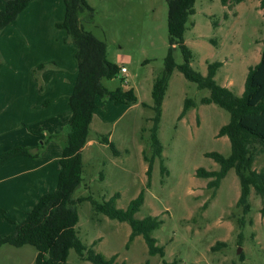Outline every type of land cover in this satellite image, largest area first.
I'll return each mask as SVG.
<instances>
[{"label": "rangeland", "instance_id": "1", "mask_svg": "<svg viewBox=\"0 0 264 264\" xmlns=\"http://www.w3.org/2000/svg\"><path fill=\"white\" fill-rule=\"evenodd\" d=\"M89 2L96 16L94 24H85L86 30L108 44L110 62L128 71L104 84L111 91L119 87L134 89L138 101L121 105L101 100L100 110L106 118L93 122L89 140L106 137L121 154L114 156L113 150L101 143L87 148L83 154L84 182L75 198L91 195L103 202L120 194L116 206L127 209L145 190V204L136 218L154 216L162 220L153 236L159 246L165 247L167 262L264 264L261 198L252 191L251 211L244 214L242 207L237 206L241 191L234 170L217 190L208 187L210 180L196 176L200 168L219 170L220 166L206 157L208 153L230 155L229 139L218 137L220 129L229 123L230 114L214 104L202 105L200 101L210 92L200 90L178 69L171 76L159 124L163 165L156 159L149 183L143 151L151 155V130L156 115L154 88L170 49L167 0ZM260 5L261 0H229L228 6L221 0H196L195 14L185 34L186 44L193 52L192 68L207 76L210 64L221 63L215 80L237 96L243 94L249 69L259 64L264 51V9ZM174 57L177 65L183 64L180 50L175 51ZM188 98L198 106L179 120ZM68 131L66 125L59 133L57 143L61 148ZM254 168L264 170V155L257 158ZM78 212V234L88 248L107 258L117 256L119 264H163L160 257L149 256L141 236L126 248L131 234L128 223L96 214L90 202L80 204ZM35 253L31 246H3L0 264H33ZM68 264L92 263L80 260L71 250Z\"/></svg>", "mask_w": 264, "mask_h": 264}, {"label": "trees", "instance_id": "2", "mask_svg": "<svg viewBox=\"0 0 264 264\" xmlns=\"http://www.w3.org/2000/svg\"><path fill=\"white\" fill-rule=\"evenodd\" d=\"M4 1L5 7L0 9V36L7 27L19 19L20 14L32 0ZM63 1L66 7L65 19L57 26L67 32L69 40L77 48L75 54L77 79L73 94L69 98L72 116L69 121V131L63 143L59 184L55 191L41 197L28 218L17 225L14 234L0 237V248L31 246L37 252L35 264H68L71 250L77 253L80 260L92 264H119L116 263L117 256L106 258L93 248H88L79 237L78 207L83 202H90L96 214L110 220L129 223L132 232L126 245L127 249L137 237L141 236L149 256H159L163 259V264H180L177 260L173 262L164 260L165 247L159 246L157 239L153 236L154 232L161 228L162 220L154 216L136 218L145 204V190L140 192L127 209H118L116 206L120 194H115L110 200L103 202H98L91 195L75 198L77 190L84 182L82 150L88 143L94 112L98 108V99L122 104L136 103L138 97L134 89L119 87L111 91L104 88L102 81L118 78L122 68L109 61L108 44L85 28V24H94L95 9L87 0ZM243 1L235 0L236 3ZM221 2L224 6H228L229 0H221ZM167 3L170 49L165 59L163 74L154 88L156 115L151 130V155L148 156L143 151V158L148 163L149 183L156 159H160L163 165V146L158 136L159 124L171 76L178 69L200 90L210 92L209 97L200 101L202 105L214 104L230 114L229 123L224 125L218 134V137L229 139L230 155L225 157L216 152L208 153L206 157L214 160L220 166L219 170L209 171L200 168L196 176L210 180L208 187L217 190L228 173L234 170L240 181L241 191L237 206L242 207L244 214H248L251 211L250 196L254 191L262 200L261 214L264 217V170L257 171L254 168L257 158L264 155V51L259 64L249 69L243 94L237 96L215 80L217 71L222 66L221 63L210 64L207 76L198 73L191 66L193 52L186 44L185 34L191 17L195 14L196 0H167ZM260 7L264 9V0H261ZM176 50H180L183 54L184 62L181 65H177L175 61ZM3 65L0 58V67ZM43 69L45 67L41 66L35 71L36 78L38 72ZM40 90H43V86H40ZM197 106L196 101L186 99L179 120ZM99 140L113 150L114 156H120V151L108 138L101 137ZM19 155L36 159L40 155V148L33 151L30 148L16 147L2 153L0 167ZM163 172H166L164 166ZM0 212L3 213L2 210ZM144 264H150V262Z\"/></svg>", "mask_w": 264, "mask_h": 264}, {"label": "crops", "instance_id": "3", "mask_svg": "<svg viewBox=\"0 0 264 264\" xmlns=\"http://www.w3.org/2000/svg\"><path fill=\"white\" fill-rule=\"evenodd\" d=\"M4 7L5 1L0 0V9ZM65 13L63 0H32L0 36L4 63L0 68V154L16 147L40 148L36 159L19 155L0 167V237L14 234L41 197L59 184L63 147L57 139L69 125V98L77 79V48L57 26ZM41 66L45 69L36 78L35 71ZM104 81L102 85L110 90ZM97 105L91 128L96 119L103 122L106 118L100 110L101 99ZM100 143L88 139L82 156L87 148Z\"/></svg>", "mask_w": 264, "mask_h": 264}, {"label": "built area", "instance_id": "4", "mask_svg": "<svg viewBox=\"0 0 264 264\" xmlns=\"http://www.w3.org/2000/svg\"><path fill=\"white\" fill-rule=\"evenodd\" d=\"M121 73L122 74H126L127 73V69L123 67L122 70H121Z\"/></svg>", "mask_w": 264, "mask_h": 264}, {"label": "water", "instance_id": "5", "mask_svg": "<svg viewBox=\"0 0 264 264\" xmlns=\"http://www.w3.org/2000/svg\"><path fill=\"white\" fill-rule=\"evenodd\" d=\"M239 252H241V251H239Z\"/></svg>", "mask_w": 264, "mask_h": 264}]
</instances>
